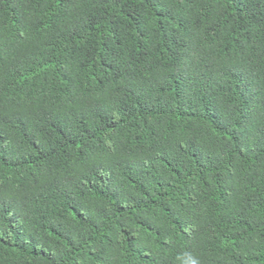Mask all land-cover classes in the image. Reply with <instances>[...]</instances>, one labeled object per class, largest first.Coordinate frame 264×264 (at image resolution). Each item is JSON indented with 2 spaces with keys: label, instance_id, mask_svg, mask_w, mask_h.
Returning a JSON list of instances; mask_svg holds the SVG:
<instances>
[{
  "label": "trees",
  "instance_id": "16d2710c",
  "mask_svg": "<svg viewBox=\"0 0 264 264\" xmlns=\"http://www.w3.org/2000/svg\"><path fill=\"white\" fill-rule=\"evenodd\" d=\"M0 264H264V0H0Z\"/></svg>",
  "mask_w": 264,
  "mask_h": 264
}]
</instances>
